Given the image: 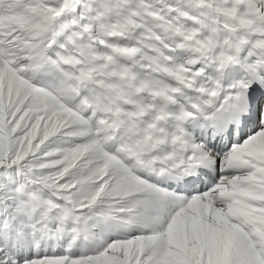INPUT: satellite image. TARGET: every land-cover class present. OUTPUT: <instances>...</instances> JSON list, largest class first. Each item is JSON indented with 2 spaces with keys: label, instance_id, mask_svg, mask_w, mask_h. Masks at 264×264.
<instances>
[{
  "label": "snow or ice",
  "instance_id": "6c2138e0",
  "mask_svg": "<svg viewBox=\"0 0 264 264\" xmlns=\"http://www.w3.org/2000/svg\"><path fill=\"white\" fill-rule=\"evenodd\" d=\"M0 264H264V0H0Z\"/></svg>",
  "mask_w": 264,
  "mask_h": 264
}]
</instances>
